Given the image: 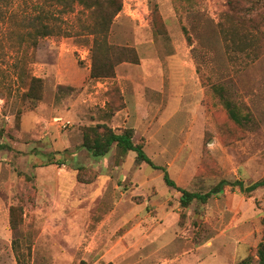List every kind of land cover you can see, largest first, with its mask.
<instances>
[{
  "label": "rangeland",
  "instance_id": "374dc122",
  "mask_svg": "<svg viewBox=\"0 0 264 264\" xmlns=\"http://www.w3.org/2000/svg\"><path fill=\"white\" fill-rule=\"evenodd\" d=\"M228 3L198 0L192 9L179 10L174 0H123L109 41L135 48L140 61L124 62L117 66L115 78L100 80L90 79L92 37L88 44L86 36L76 33L80 30L76 16L62 18L59 8L45 5L36 8V0L1 4L0 144L8 148L0 150V264L110 261L100 260L97 248L90 251L94 238L97 243L103 240L97 223L110 206L105 190L108 168L100 169L96 187L79 185L76 171L62 170L59 188L46 182L53 174L56 177L57 169L92 167L101 161L79 152V160H72L82 147L86 125L107 122L116 132L134 129V142L143 145L156 165L166 167L180 187L192 192H208L222 179L240 180L246 186L264 179V18H255L253 25L261 24L259 29L249 30L250 23L246 24L243 41L230 34L229 42L220 29ZM48 9L63 31L75 28L70 36L40 39L32 48L24 37L35 17ZM252 34L258 40L255 44L250 41ZM29 75L43 79L41 99L26 96L23 82ZM218 83L250 111L252 120L245 130L228 122L212 92ZM108 104L115 111L109 116ZM23 117L32 130L18 133ZM66 121L71 124L63 126ZM227 125L228 143L220 131ZM65 137L76 145L70 153L61 144ZM48 138L51 144H43ZM113 153L118 156L116 146ZM129 157L123 170L114 174L123 199L121 210L128 206L137 214L131 224L123 222L117 229L123 250L134 244L133 236L140 248L154 250L145 261L180 257L230 264L247 258L263 241L264 187L245 193L227 186L207 204L183 208L181 193L165 184L163 171L138 162L135 152ZM47 160L56 166L42 169ZM51 169H56L53 174ZM131 172L137 173L132 184L127 178ZM12 206L22 208L17 230L11 227ZM86 210L94 215L87 216ZM132 226L163 233L153 242H143L129 232Z\"/></svg>",
  "mask_w": 264,
  "mask_h": 264
},
{
  "label": "trees",
  "instance_id": "16d2710c",
  "mask_svg": "<svg viewBox=\"0 0 264 264\" xmlns=\"http://www.w3.org/2000/svg\"><path fill=\"white\" fill-rule=\"evenodd\" d=\"M6 0H0V6ZM198 0H174L175 6L179 10L192 9ZM36 8L42 9L48 6L58 9L65 16H76L80 30L76 31L78 35L86 36L88 44L91 39V70L90 79H112L116 77V68L124 62L138 64L140 59L135 48L126 46H117L109 41L111 28L116 17L123 9V0H36ZM229 9L222 15L220 29L230 42V34L239 35L233 40H242L247 35V29H259L261 24L253 25L255 18L257 21L264 18V0H229ZM42 6V7H41ZM45 9V8H44ZM35 17L32 25L33 28L25 35L24 40L32 48L39 45L40 39L63 35L70 36L75 27H70L68 31H63L61 25L55 23V15L43 10ZM86 15L83 17L82 15ZM237 17L238 19H235ZM259 19V20H258ZM247 23H250L249 28ZM249 31L248 33H250ZM71 33V34H70ZM252 33V32H251ZM250 38L251 42L257 43V38ZM243 41V40H242ZM246 41V40H245ZM242 46V44H238ZM25 74L20 70V77ZM27 86L26 96L33 99H41L43 79L36 76H28L23 82ZM119 91L118 87L114 88ZM212 92L225 109L230 122L235 128L246 129L252 120V115L248 108L239 103L231 94L230 90L223 83L213 85ZM108 114L112 115L114 109L108 104ZM224 142H229L230 126L227 125L221 130ZM243 131V130H242ZM83 142L82 147L88 151L90 156L101 158L110 153L114 146L117 147V160L120 162L129 152L136 153L138 162L146 163L156 170L163 171L164 182L168 187L174 188L181 193L180 205L183 208L190 207L193 203L205 205L213 196L224 192L227 186L239 187L242 192L252 193L253 191L264 187V179L259 180L249 186L243 181L229 182L222 179L218 184L212 187L208 192H192L177 185L176 181L171 178L166 167L156 165L148 156L142 144L134 142V129L125 128L116 132L107 122L86 125L82 128ZM8 148L0 144V150ZM53 163V162H52ZM99 177V172L90 167H79L77 179L79 183L90 184L95 182ZM10 222L13 230H17L22 224V208L12 206L10 210ZM264 238V235H263ZM237 264H264V239L247 258L241 259Z\"/></svg>",
  "mask_w": 264,
  "mask_h": 264
},
{
  "label": "crops",
  "instance_id": "0c3cea01",
  "mask_svg": "<svg viewBox=\"0 0 264 264\" xmlns=\"http://www.w3.org/2000/svg\"><path fill=\"white\" fill-rule=\"evenodd\" d=\"M32 118H35L34 122H36V118H37L36 113L32 114ZM34 122H33L34 126L41 124L40 121L38 123H35V124H34ZM26 124H27V119H26V117H23L22 118V128L20 130H18V133H26V131L29 130V132H30L32 130V129L27 128ZM35 132H39L38 128H36ZM34 134H38V133H34ZM50 138L46 139L43 144H45V143L51 144ZM59 142H60V140H59ZM61 144H62L63 148L65 149V151L66 150L68 151V153L71 152V149H74V147H76V145L74 144V141L70 137H65V140L63 139V142ZM53 145L56 146V147H54V150H57L58 144L54 142ZM51 149L53 150V147H51ZM77 152H79L81 154L82 153L88 154V152L83 147L76 149V153L72 155V160H74L75 162H76V158L79 160ZM129 153L126 156L125 160L124 161L121 160L120 162H118L117 157L114 155L113 148L109 153L111 155L108 159H107V156L109 154L104 156V157H101V159H100L101 161L96 162V164H94L97 166L90 167V168H93L99 172L98 179L93 183L82 184V183H79V181L77 179L79 167H82V166L89 167V166H85V165H79L78 167L72 168V169L71 168L70 169H57V170L51 169L52 174H53V170L58 171L56 174V177L53 179V177L55 175V174H53L52 177H50L49 180L46 181L47 185H49L52 189H54L55 186L57 188H59V186H60L59 185L60 172L62 170H66V171H70V172L76 171L77 183L87 189L88 186H91V187L98 186L99 178L101 175L100 169L104 170L103 169L104 166L108 168V172H107V174L106 173L105 174L109 177V180H108V183H107L105 190L109 191V194L107 195L106 200L108 201L110 206H108V209H106L104 213H100L101 219L97 223V233H100V232L102 233V236L100 237L99 240H101V239H103V240L99 241L97 243V242H95V238H94L93 242H91V244H90V251L94 252V250L97 248V250L100 251L99 252L100 258L99 259L100 260L101 259H108L110 261H88V264H207V262H205V261H181L180 257L177 259H174L172 261H169V260L145 261L154 255V250L146 251L143 248H140V244H139L138 240L135 241V239H132L133 236L131 237V242H134V244L130 245V247H125V249L123 250V246L120 245L122 237L115 236L117 234V229L120 225L123 224V222H127V224L129 222L131 224L132 223L131 221L135 220L137 218V214L132 208L128 209V206H126L127 208L125 210H121L120 205H122L123 199L120 197V194H121V192L119 190L120 185L117 182H115L114 174L117 171L123 170V168H124L123 166L126 164L127 160L130 158ZM35 156L33 155L32 159H35ZM34 163H36V160H34ZM48 165H50V167ZM55 166H56L55 164H53L51 162L49 163V161L47 160L46 165L44 167H42V169H47V168L50 169V168H54ZM129 177H130V183L132 184L133 182H135L137 180V173L134 174V176H132V172H131L127 178H129ZM119 197H120V199H119ZM87 211L88 210L83 211L87 216H89V215L93 216L94 215L93 213H91L90 210L88 212ZM165 217H166V215H165ZM137 229H138V226H136V227L132 226V228L129 232H134V234H137L136 239L137 238L141 239L143 242L144 241L153 242L155 239H158L160 237V235L163 233L162 231L154 232L153 227H149V226L143 227V229H141L142 231H139V229H138V231L135 232V230H137ZM155 234H156V236H155ZM96 243H97V246H96ZM151 244H153V243H151ZM177 249H178V247H177ZM142 251H143V254H142ZM244 251H245V249H244ZM139 253H141V255H143V256L139 257V255H138ZM127 254L131 255L130 261H115V260L119 259L120 257L125 256ZM236 255H238V252L236 253ZM238 262L239 261H230V264H237Z\"/></svg>",
  "mask_w": 264,
  "mask_h": 264
},
{
  "label": "built area",
  "instance_id": "2783aa9c",
  "mask_svg": "<svg viewBox=\"0 0 264 264\" xmlns=\"http://www.w3.org/2000/svg\"><path fill=\"white\" fill-rule=\"evenodd\" d=\"M61 120H62V119H58V122H61ZM62 124H63V126H68V125L71 124V122L66 121L65 123H62ZM73 222H75V220H74ZM76 226H77V223H76Z\"/></svg>",
  "mask_w": 264,
  "mask_h": 264
}]
</instances>
